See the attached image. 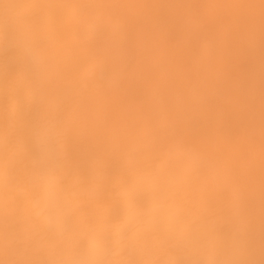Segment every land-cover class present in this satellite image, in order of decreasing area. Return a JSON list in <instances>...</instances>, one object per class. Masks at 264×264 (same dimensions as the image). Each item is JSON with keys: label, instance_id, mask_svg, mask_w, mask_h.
Returning <instances> with one entry per match:
<instances>
[{"label": "bare ground", "instance_id": "6f19581e", "mask_svg": "<svg viewBox=\"0 0 264 264\" xmlns=\"http://www.w3.org/2000/svg\"><path fill=\"white\" fill-rule=\"evenodd\" d=\"M0 264H264V0H0Z\"/></svg>", "mask_w": 264, "mask_h": 264}]
</instances>
